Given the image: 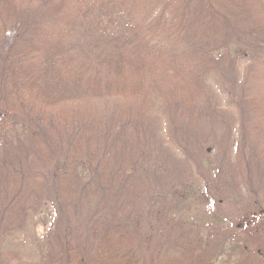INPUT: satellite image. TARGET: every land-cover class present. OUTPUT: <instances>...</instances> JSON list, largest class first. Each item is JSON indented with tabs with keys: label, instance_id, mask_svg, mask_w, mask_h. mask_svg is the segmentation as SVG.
I'll return each mask as SVG.
<instances>
[{
	"label": "trees",
	"instance_id": "trees-1",
	"mask_svg": "<svg viewBox=\"0 0 264 264\" xmlns=\"http://www.w3.org/2000/svg\"><path fill=\"white\" fill-rule=\"evenodd\" d=\"M237 70L247 77L223 102L226 111L207 120L225 129L224 140L212 141L226 149L235 130L242 150L255 148L264 160V0H0V216L27 225L28 214L48 209L51 248L47 243L42 257L49 264H70L71 242L55 263L56 242L78 232L85 237L75 264H143L144 255L157 264L154 239L166 245L170 238L191 240L184 245L198 264H220L225 247L200 257L203 239L169 211V201L196 197L194 170L200 175L205 167L190 154L183 161L173 134L208 100L211 111L217 92L236 84L227 79ZM250 85L252 95L244 93ZM230 101L250 104L251 120H231ZM102 103L122 105L121 113L133 105L131 124L153 110L159 128L132 129L122 140L124 131L116 133L120 127L97 110ZM208 137L196 140L202 154ZM138 163L160 170L165 192ZM208 164L219 182L205 185L220 199L223 166ZM11 224L0 225V239L13 233Z\"/></svg>",
	"mask_w": 264,
	"mask_h": 264
},
{
	"label": "rangeland",
	"instance_id": "rangeland-1",
	"mask_svg": "<svg viewBox=\"0 0 264 264\" xmlns=\"http://www.w3.org/2000/svg\"><path fill=\"white\" fill-rule=\"evenodd\" d=\"M193 51L194 49L189 50L186 54L191 55ZM227 70L232 69L227 68ZM215 74L216 76L220 75L221 78L223 77L219 72ZM246 77V72L241 70L233 72L232 75L228 76L227 81L230 79V82L235 81L236 84L230 86V90L223 89V92H217L218 95L215 96L214 101L218 103L211 108V111L207 109L209 107L208 100L205 108L200 112H196L192 117L190 116L187 123L184 124V129L181 132L173 134L175 141L177 142L176 144L179 147V152L182 153L180 155H182L183 161L189 163V157L187 159V156L190 154L192 159L198 161L201 168L202 161H204L205 167L204 169L202 168L203 174L200 175L194 170L195 174L193 175V178L195 186L193 188L194 191L196 190V197L194 195V197L189 200H180V203H177L175 206L169 201L171 209L169 211L176 216L175 218L177 220H182L181 225L184 228L192 227V229H195L193 231L194 235H191L193 236V239H195L196 236L203 239L204 245H202V248L200 249L204 250L200 254V257L204 256V253L206 255L209 254L212 251L211 247H225L223 255L219 256L220 264H264V160L258 158L255 148H250L249 151L246 150V152L242 150L239 136L236 135L235 130L234 134L230 137V146L223 149L219 141H212V139L214 137L215 140H224V127L222 128V126L219 125L221 128L220 130L217 125L211 127L207 122L214 113L217 114L218 112L226 111L223 102L228 103L229 97L227 96H230L229 94H237V89L241 86ZM215 81L218 85L221 84L217 80ZM253 87V85L246 87L244 93L249 90L252 95L255 92V90H252ZM168 93L169 92H165V97H167ZM230 103L231 106L229 107H231L232 110L227 109V113L230 115L231 120L235 119L238 125H240L242 121H238L239 115L251 120L250 104L243 103V106L238 107L236 102L230 101ZM157 106L160 107L159 102L157 103ZM122 107V105L116 106L112 103H108L107 105L102 103L97 109L98 111H102L104 115L110 117L111 125H118L120 127V130L118 129L116 133L124 131L123 137L118 136V138L122 140L124 138H127V140L131 139L132 134L130 130L132 129L136 130L139 128L137 131L142 132V128H148L150 126L159 128L157 118L153 117V110L147 112L145 116L140 118L141 121L139 123H136V120H134L133 124H131L128 117L129 115H132L133 105L124 108L125 111L122 112L124 116L120 112ZM189 121L196 123L194 129L189 127ZM167 127V131L171 132V126L168 124ZM201 131H204L205 135L212 131V134L209 135L210 137H205V135L200 134ZM140 137L150 138L148 133H144ZM207 137L211 144L207 148L206 153L203 152L202 154L203 147L200 143L202 139H207ZM196 140H200V143H197ZM164 152L173 156L167 150H164ZM140 153L142 156H149L150 150H148L145 155L143 150H141ZM260 156H263V154L261 153ZM202 157H206L205 160L200 159ZM171 160L174 162L173 159ZM210 162H213V165L217 168L221 165L223 166L220 170V173H223V180L221 179L222 195L220 199L212 196L211 192L208 191V186L205 185V181L211 178H213V185H217V182H219L216 176L218 171L211 168L208 164ZM148 164L150 165L151 161H149ZM152 167L146 169L144 165L139 166V163L137 164V169L140 168V171H143L151 177L156 176V180L159 184V192H165L166 179H161L164 177L161 175L162 173L159 172L160 170L156 167H153V169ZM202 169L200 170L202 171ZM179 174L178 171L177 176ZM177 184L180 185L181 181H177ZM170 185L171 184H169V186ZM201 185L204 188H202ZM38 196H40L39 192L36 196L30 195L26 197L23 199V204L34 203ZM27 198H29L28 201H26ZM35 213H37V211L28 214L27 225H22L16 222L17 217H19L16 215L0 216V225L7 223L8 226L10 222L16 224V227L12 228L13 233L11 232L4 236L3 239H0L2 240L0 241V264H49L47 258L42 257V254L45 251L47 243L48 251L51 248L50 242H48L50 240L47 235V230L51 223V216H49L50 212L48 209H45L41 216L43 217V220L40 219V216H35ZM255 214L262 217L257 221V223H259L258 226L256 223L254 224L252 222L249 226L245 227L244 225L252 219ZM70 218L71 216L68 217L69 222H71ZM216 224H218V228H216L215 231V228L211 229V227H216ZM172 227L173 226H170L168 230L172 229ZM72 228L75 229L74 224L72 225ZM214 233L220 235H216L212 238ZM211 234L212 236H210ZM83 237H85L83 236V232H78L72 241H70L68 237L62 238L60 242L51 241L53 243L56 242L61 244V248L57 250L58 256L55 263L60 260L66 251L67 246H65V244L68 245L71 242L68 247L69 263L75 264L77 259L75 257V252L77 253V251L81 250V247L84 244ZM187 241L191 240L185 241L183 239L180 241L170 238L166 245L165 243L161 245L162 242L159 243L157 239H154V246H156L153 254L155 255L157 264H166L169 257L165 256H170V260H172L171 262H174V264H198L193 261V259H196L194 255H192L193 249H191L190 246L184 245ZM144 257L142 260L143 264H149V260L144 259Z\"/></svg>",
	"mask_w": 264,
	"mask_h": 264
}]
</instances>
